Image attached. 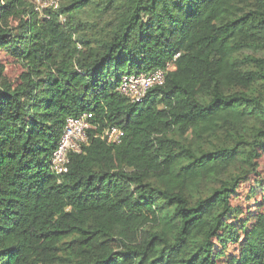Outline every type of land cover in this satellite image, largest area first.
<instances>
[{
  "label": "trees",
  "instance_id": "16d2710c",
  "mask_svg": "<svg viewBox=\"0 0 264 264\" xmlns=\"http://www.w3.org/2000/svg\"><path fill=\"white\" fill-rule=\"evenodd\" d=\"M0 0V264H264V214L225 220L264 153V0ZM16 19V23H11ZM174 60L131 102L118 77ZM96 125L67 172V117ZM123 130L117 144L100 134Z\"/></svg>",
  "mask_w": 264,
  "mask_h": 264
},
{
  "label": "built area",
  "instance_id": "2783aa9c",
  "mask_svg": "<svg viewBox=\"0 0 264 264\" xmlns=\"http://www.w3.org/2000/svg\"><path fill=\"white\" fill-rule=\"evenodd\" d=\"M34 11L41 17L49 18L48 11L59 8L61 0H27ZM179 54H175L164 68H157L150 72L125 73L118 77L117 91L131 102H141L148 90L154 86L162 85L166 72L175 69L174 60ZM92 113L83 112L77 116L67 117L58 144L52 152L51 170L56 174L67 172L69 153H81L83 146L88 142V132L96 125L92 122ZM100 137L107 144H117L123 137V130L118 127L104 129Z\"/></svg>",
  "mask_w": 264,
  "mask_h": 264
},
{
  "label": "rangeland",
  "instance_id": "374dc122",
  "mask_svg": "<svg viewBox=\"0 0 264 264\" xmlns=\"http://www.w3.org/2000/svg\"><path fill=\"white\" fill-rule=\"evenodd\" d=\"M16 21L12 19L11 23L15 24ZM0 63L5 68V78L11 82L16 81L21 72L19 63L4 51H0ZM258 163V174L240 181L237 193L231 199L232 213L225 220L227 224L231 226L233 224L232 227L238 231L240 236H242L239 226L241 221L250 226L256 223L261 214H264V153ZM213 244L218 261L224 264L231 255L237 253L242 241L228 242L223 247L217 239H214Z\"/></svg>",
  "mask_w": 264,
  "mask_h": 264
}]
</instances>
